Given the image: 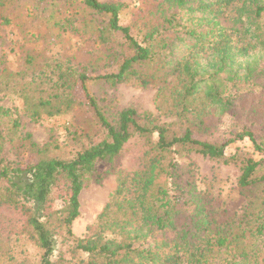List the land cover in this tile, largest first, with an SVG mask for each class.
Returning a JSON list of instances; mask_svg holds the SVG:
<instances>
[{"label":"trees","instance_id":"trees-1","mask_svg":"<svg viewBox=\"0 0 264 264\" xmlns=\"http://www.w3.org/2000/svg\"><path fill=\"white\" fill-rule=\"evenodd\" d=\"M66 6L71 18L62 22ZM126 8L120 0H0V26L24 31L22 16L37 23L24 32L30 43L44 36L43 22L58 33L77 19L96 43V55L84 65L45 57L37 47L16 71H0L1 98L20 99L35 122L72 115L69 135L81 143L39 146L0 107V155L7 148L15 157L0 159V204L26 215L39 264H53L60 234L71 241L70 264H264V0H150L122 26ZM77 84L82 100L74 94ZM119 84L154 88L157 111L171 121L158 125L149 113L119 109L103 92ZM82 112L90 119L78 120ZM224 116L233 121L225 141L196 137L213 133ZM257 124L259 141L250 130ZM132 138L143 142L145 168L116 171L114 193L86 236L75 238L70 227L80 192L116 170ZM244 139L261 153L259 160L225 154ZM189 153L239 165L246 203L240 215L217 210L185 177L174 157ZM20 156L35 162L22 166ZM62 186L66 194L57 197ZM57 199L59 209L51 208Z\"/></svg>","mask_w":264,"mask_h":264},{"label":"rangeland","instance_id":"rangeland-1","mask_svg":"<svg viewBox=\"0 0 264 264\" xmlns=\"http://www.w3.org/2000/svg\"><path fill=\"white\" fill-rule=\"evenodd\" d=\"M124 2L127 8L120 15L119 24L126 26L137 10L144 9L150 3V0H120ZM21 16V14H20ZM71 18L69 7L66 6L61 12L60 18L62 22H67V18ZM24 22V31L19 27L0 26V71L8 69L16 71L20 66L22 58L25 54L31 53L35 48L39 47V51L48 58H65L73 57L72 62L75 65H84L95 54L96 43L87 34L83 33L79 25V19L70 22L65 29H55L50 31L46 28L45 22L39 29L44 36L37 42L30 43L24 36L25 30H31L37 23L32 22L28 18L22 16L20 18ZM132 34L136 35L135 31ZM50 39L57 43V46L47 45ZM36 51L37 54L39 51ZM103 92L112 97L118 103L119 109H134L139 114L149 113L155 118L158 125L168 123L171 118L159 114L155 107L154 97L156 90L152 87L145 89L137 88L131 84H119L115 90H111L104 86ZM74 94L80 100L83 99V93L80 85L77 84ZM0 107L10 111L13 118L20 123V131L22 134H29L31 140L39 146L53 144L56 142L64 148L79 147V141L72 139L69 135L71 125L74 120L72 115H65L58 118L43 119L38 122L31 121L24 113L22 101L18 98H1ZM89 113H80L78 120L84 121L90 119ZM233 121L224 116L220 124L213 133L196 135L201 140H221L225 141V134ZM68 127V130L66 129ZM254 132L255 138L259 141L262 130L259 124L250 127ZM156 141V135L153 136ZM97 138L95 132L94 140ZM264 148V145H262ZM240 152L241 157H252L255 161L261 158V153L256 151L252 143L248 139L236 142L234 145L225 150V154L231 155ZM145 147L143 142L138 138H132L124 144L114 166L116 170L108 175L100 183H87L79 194V216L71 224V233L77 238H84L87 234V228L94 224L96 217L101 212L110 196L117 187L116 171L123 173H131L140 171L145 168ZM5 161H13L15 157L11 155L9 150L5 148L0 155V159ZM174 160L180 166H184L188 175L195 183L196 188L200 192L208 194V201L215 206L217 210H226L231 214H241L246 203L240 193L238 179L241 174L239 165H224L220 162L204 157L200 154L189 153L182 157H174ZM16 161L25 166L28 163H34L35 158L31 156H20ZM4 184L0 183V189ZM59 188L56 192L58 196H64L66 190ZM60 200L57 199L51 208L59 209ZM26 215L20 210L13 209L6 205L0 204V264H39L41 251L37 247L35 241L31 237V230L26 225ZM71 241H67L62 234L55 237L54 248L51 256L53 264H70L69 249Z\"/></svg>","mask_w":264,"mask_h":264}]
</instances>
